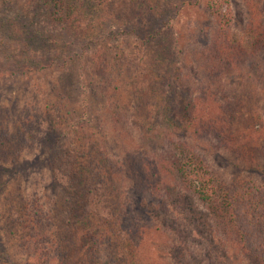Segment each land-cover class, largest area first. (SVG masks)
Returning a JSON list of instances; mask_svg holds the SVG:
<instances>
[{
  "label": "rangeland",
  "instance_id": "rangeland-1",
  "mask_svg": "<svg viewBox=\"0 0 264 264\" xmlns=\"http://www.w3.org/2000/svg\"><path fill=\"white\" fill-rule=\"evenodd\" d=\"M222 19L249 41L244 28L264 23V0H0V264H250L202 199L199 167L174 159L183 146L203 159L217 199L237 178L264 188V58L254 85L225 67L207 75L238 121L243 107L232 103L244 98L256 134L246 161L185 124L205 75L192 58ZM146 34H161V48H146ZM70 153L73 172L55 177ZM94 179L109 195L106 218L86 213ZM14 211L23 223L10 229Z\"/></svg>",
  "mask_w": 264,
  "mask_h": 264
},
{
  "label": "trees",
  "instance_id": "trees-1",
  "mask_svg": "<svg viewBox=\"0 0 264 264\" xmlns=\"http://www.w3.org/2000/svg\"><path fill=\"white\" fill-rule=\"evenodd\" d=\"M55 1L59 2L60 0ZM81 1L83 2L84 0ZM114 1L120 2L121 0ZM215 14L218 15V11H215ZM218 25L219 28L217 29V32H215V35H213L212 42L205 48V51L200 52V57L198 54H195L192 58V65L195 66L194 71L197 73L204 72L205 75L199 83L200 88L198 89V99H196L195 102L187 103L184 109L188 118L185 119V124H189L191 129H194L193 133L196 136L208 139L211 137L214 140H220L219 142H222V146H225L224 148L238 154L237 156L239 158L243 157V160L246 161L248 153L255 150L254 146L256 144L253 135L256 134H252L255 130L248 127V124H251L253 119L252 116L247 115L248 112L244 114L246 109L245 105L242 103L244 98H239L235 103H232L240 104V106L243 107L242 111L244 118H240L238 121L235 114L222 109V104L220 106L218 105L215 99L216 96L213 95L215 93H213V89L209 84L210 80L207 78V75L208 77H212L216 69L218 71L219 69L225 67L233 71H238V73L242 72V75L244 76L243 82L245 85H248L249 83L254 85L261 75L260 67L259 72L255 70L254 66H257L255 61L264 58V23H258L257 25H254V23L247 24L244 30L250 35V39L249 41L243 42H237L234 40L231 20L224 21V19H222ZM28 37L35 38L32 33H30ZM139 38H141L140 40H142L146 48L149 47L155 51L161 48L157 46V44H162L161 34L157 36L153 35L152 37H148L147 35L143 38ZM247 42H250V45ZM151 44L152 46L154 44V46L151 47ZM167 45H164V48L160 51V54L163 57H166V52H168L166 47ZM149 70L150 69H147V75H145L140 81V87L146 94L149 93L151 88L152 73H150ZM245 71H247V73H245ZM212 81L215 80L212 79ZM183 85L186 86L188 84L183 83ZM146 103L147 105L150 104L147 100ZM235 122L237 123V127H235ZM180 145L183 146L184 144L181 143ZM179 154L180 159L179 156H174L176 165L179 163L182 164L184 159L189 158L195 167H199L197 168V172L195 171L193 178L200 186L199 191H201L202 199L209 203V208L214 215V219L226 218L223 224L224 228L229 231L232 229L231 231L233 236L239 238H237L240 242L239 245L242 246V249L246 254L245 256H247V260L250 264H264V188L257 187L256 183L253 181L237 178V181H232L231 183L226 181V183L223 182L221 184V193H224V195H222V199H217V194L213 193L216 188L214 180L209 177V174H207L208 172L204 167H200L203 163V159L198 158L192 150L191 152L186 151L184 146L183 150H180ZM171 157L173 158L172 155ZM57 161L59 162V167L53 169L55 177L59 178L58 175L60 173L62 174L64 171L69 173L70 176V172H73V167L70 165H73L75 162V155L70 153L67 159H62L60 156ZM84 183L86 184L87 182ZM86 186H88L87 188L90 192V196L93 198L88 205V209L86 211L87 215H99L105 218L110 216L111 207L107 206L109 195L105 191L102 184L94 179V181H91L90 184H86ZM138 193L140 194L139 189ZM219 200L222 202L218 205L220 206L223 204V207L220 209L214 206L212 207V205L216 206V203ZM123 212L125 213L124 217H126L128 215V211L123 210ZM18 214L19 213L15 211L12 213V221H8L10 229L23 223L20 221L21 216L18 218ZM121 223L126 225L123 219H121ZM133 226L134 229L131 230L135 231L137 235L140 236L139 231L141 225L139 223H135ZM217 228V235L220 236L222 232L227 235L225 229H222L219 226H217ZM36 230L37 227H33V231L36 232ZM42 230L43 229H41V233L43 232ZM30 234L31 233H29L28 236L31 238L33 234ZM33 238L38 240L35 234ZM223 244L224 247L231 245L229 242H225ZM30 245L31 242L26 245L24 244L23 247L24 249H29ZM139 245L140 244L136 245V248L139 247ZM134 251H136V249ZM60 253H62V251ZM66 257L67 254L62 256L61 259H59L60 262L62 261L63 263H67V260L71 259V255L67 258ZM142 262L141 264L145 263Z\"/></svg>",
  "mask_w": 264,
  "mask_h": 264
}]
</instances>
